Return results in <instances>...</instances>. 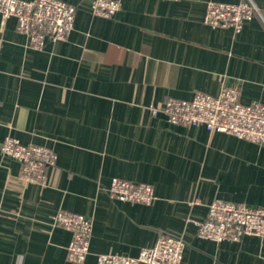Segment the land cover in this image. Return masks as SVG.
<instances>
[{"label":"crops","instance_id":"0c3cea01","mask_svg":"<svg viewBox=\"0 0 264 264\" xmlns=\"http://www.w3.org/2000/svg\"><path fill=\"white\" fill-rule=\"evenodd\" d=\"M76 6L63 41L29 45L14 18L0 15V142L6 136L56 153L47 184L23 182L0 152V264H73L66 210L91 219L89 253L136 256L161 233L185 241L181 264H264V236L214 242L190 220L213 199L264 208V146L202 126L168 123L150 106L168 98L217 95L235 86L243 103H264V22L239 32L203 22L209 1L119 0L110 18ZM264 15V0H251ZM113 177L150 184L155 199L111 198Z\"/></svg>","mask_w":264,"mask_h":264},{"label":"built area","instance_id":"2783aa9c","mask_svg":"<svg viewBox=\"0 0 264 264\" xmlns=\"http://www.w3.org/2000/svg\"><path fill=\"white\" fill-rule=\"evenodd\" d=\"M119 0H93L91 13L110 18L120 9ZM76 6L64 0H0L3 20L14 18L16 29L27 35L29 45L41 50L46 41L66 40L71 33ZM261 10L251 1L205 4L203 22L213 28H232L239 32L245 21ZM152 116L163 114L168 123L186 127L202 126L208 132L225 133L264 146V103H243L239 89L223 86L217 95L196 91L191 99L168 98L160 106H150ZM3 156L20 165L18 178L23 182L47 184V170L56 164V153L47 146L24 144L6 136L0 142ZM111 198L141 204L155 199L153 187L113 177L108 185ZM55 223L67 229L71 238L66 246V259L82 264L89 253L92 221L87 216L59 210ZM200 238L214 242L240 241L246 235L264 236V208L250 207L241 202L213 199L207 205L204 220H190ZM185 241L179 235L161 233L152 246L142 248L136 256L118 253H98L95 264H181Z\"/></svg>","mask_w":264,"mask_h":264}]
</instances>
